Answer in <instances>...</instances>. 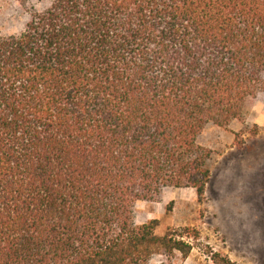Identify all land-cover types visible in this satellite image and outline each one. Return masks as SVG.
<instances>
[{"label":"trees","instance_id":"trees-1","mask_svg":"<svg viewBox=\"0 0 264 264\" xmlns=\"http://www.w3.org/2000/svg\"><path fill=\"white\" fill-rule=\"evenodd\" d=\"M264 95V0H49L0 38V264H174L140 202L212 178L199 140ZM257 135V134H256ZM213 264H235L220 253Z\"/></svg>","mask_w":264,"mask_h":264},{"label":"rangeland","instance_id":"rangeland-1","mask_svg":"<svg viewBox=\"0 0 264 264\" xmlns=\"http://www.w3.org/2000/svg\"><path fill=\"white\" fill-rule=\"evenodd\" d=\"M48 3L0 0V38L19 36L31 11ZM244 119L228 127L210 125L200 137L212 172L202 202L194 189H168L160 201L136 205V224L158 221V236L185 228L200 234L190 256L174 264H213L214 253L235 264H264V95L248 105Z\"/></svg>","mask_w":264,"mask_h":264}]
</instances>
